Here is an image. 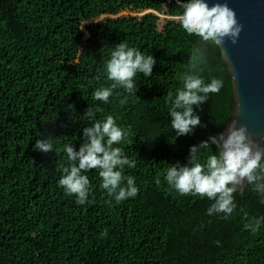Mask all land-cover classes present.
Listing matches in <instances>:
<instances>
[{
  "label": "trees",
  "instance_id": "1",
  "mask_svg": "<svg viewBox=\"0 0 264 264\" xmlns=\"http://www.w3.org/2000/svg\"><path fill=\"white\" fill-rule=\"evenodd\" d=\"M124 11L141 15L118 16ZM182 12L176 0H0V264H264V222L255 233L244 227L246 216L264 217V197L247 186L231 216H209L212 200L180 195L165 179L192 146L224 132L233 112L220 49L187 34ZM122 42L154 57L152 75L139 74L132 93L117 88L96 101L93 93L112 84L105 64ZM200 47L197 73L223 88L194 109L201 125L177 137L166 93L183 87ZM89 106L100 109L94 118L84 116ZM109 115L128 132L113 147L135 162L123 171L139 192L118 204L91 170L80 204L58 183L69 166L64 145L78 151L83 129ZM43 138L53 139V152L33 150Z\"/></svg>",
  "mask_w": 264,
  "mask_h": 264
},
{
  "label": "clouds",
  "instance_id": "2",
  "mask_svg": "<svg viewBox=\"0 0 264 264\" xmlns=\"http://www.w3.org/2000/svg\"><path fill=\"white\" fill-rule=\"evenodd\" d=\"M183 12L177 17L183 30L195 35L204 45L221 48L228 39L235 45L243 30V25L236 18L235 11L224 3L216 2L210 7L206 0H176ZM206 49L194 48L190 57L192 71L182 76L183 87L175 94L166 93V103L171 104L169 110L170 125L177 137L187 136L201 125L199 115L194 111L206 103L210 94H219L223 81L217 78L206 83L196 69L203 62ZM156 64L154 57L144 55L139 49L129 47L122 42L113 47L110 58L105 64L107 79L112 81L110 87H102L93 93L96 101L107 103L117 88L132 93L137 88L136 78L139 74L150 77ZM124 101L121 100V104ZM100 109L89 106L85 117L94 118ZM84 141L77 151L72 143L65 144L69 166L63 167L59 180L67 194L75 195L77 202L87 201L90 190L88 173L98 170L101 188L106 190L119 204L134 198L139 189L133 177H125L124 168H134L135 162L125 156L122 148L113 147L126 140L128 132L119 127L113 116H107L102 122L96 121L92 126L83 129ZM52 138L37 139L34 151L45 154L54 151ZM216 151L201 162V150ZM165 179L180 195H197L212 200L207 209L209 216L223 214L231 216L236 209L235 194L242 189L245 180L248 186L264 197V145H257L249 134L247 126L236 127L235 122L225 132L209 137L190 148L185 164L177 162L169 165ZM126 180V184L124 183ZM159 182V181H157ZM239 192H243L242 190ZM264 202V200H262ZM245 229L257 232L264 222V217H245ZM107 230L101 233L106 236ZM219 245V241L216 242Z\"/></svg>",
  "mask_w": 264,
  "mask_h": 264
},
{
  "label": "water",
  "instance_id": "3",
  "mask_svg": "<svg viewBox=\"0 0 264 264\" xmlns=\"http://www.w3.org/2000/svg\"><path fill=\"white\" fill-rule=\"evenodd\" d=\"M213 3L225 0H206ZM243 25L238 42L226 39L220 49L228 67L233 86V112L224 132L235 122L236 127L247 126L250 138L257 145L264 144V0H227ZM149 12V11H148ZM145 12L144 14L148 13ZM118 17V16H117ZM79 59H77V63ZM248 186L245 180L242 189Z\"/></svg>",
  "mask_w": 264,
  "mask_h": 264
},
{
  "label": "rangeland",
  "instance_id": "4",
  "mask_svg": "<svg viewBox=\"0 0 264 264\" xmlns=\"http://www.w3.org/2000/svg\"><path fill=\"white\" fill-rule=\"evenodd\" d=\"M131 15H137V16H140L141 14H137V13H134V12H131V11H124V12H121L118 16H131ZM103 18H105V16H102V17H100L98 20L97 19H91V20H87V21H84L83 23H82V27H83V29H85V27L87 26V25H90V24H93V23H96L97 21H99V20H102ZM86 42V41H85ZM84 42V43H85ZM72 65L74 64L73 62L71 63ZM57 103V102H56ZM55 103V104H56ZM49 113H47V115H48Z\"/></svg>",
  "mask_w": 264,
  "mask_h": 264
}]
</instances>
